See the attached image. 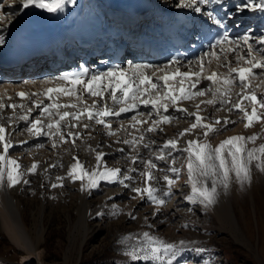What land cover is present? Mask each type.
Wrapping results in <instances>:
<instances>
[{
    "label": "bare ground",
    "instance_id": "bare-ground-1",
    "mask_svg": "<svg viewBox=\"0 0 264 264\" xmlns=\"http://www.w3.org/2000/svg\"><path fill=\"white\" fill-rule=\"evenodd\" d=\"M46 2H51V0H46ZM150 2L155 7L152 11L147 9ZM255 2L259 3L260 0H255ZM240 3H242V0H222V5H226V7L215 3L200 4L198 6L202 8V12L197 13L190 8L178 7V0H75L74 3L72 0H64V5L60 10L49 12L36 6L23 9L19 6L20 0H17L16 4H13L12 0H3L0 4H3L4 8L0 11L7 18L0 21V41H2L0 51L6 48L10 42H13L12 37H17L20 42L24 43L15 53L12 62L15 65L14 67L6 71L8 67L0 61V73H3L0 75V98L3 99L6 105L16 104L19 106L15 110L11 107L0 109V123H3L6 128V139L10 140L14 147L26 144L21 143L23 141L41 144L43 140L48 139L51 151L47 153V155L50 154L49 156L45 154L46 157L43 160L47 159L50 162L41 164L40 169H43L45 177L50 175L52 179L54 178L52 174L58 172L60 168L69 169L71 164L76 162L72 158H78L85 168L80 155L95 158L97 151L105 154L98 170H103L106 167V160L116 159L114 168L121 169V174L127 176L140 174L145 171L144 161L157 159L160 150L163 148V145L161 148H157V145L160 144L161 146L160 140L166 142L169 139L178 138L179 141L194 139L202 141L204 137L201 129H196L183 137H179L181 131L189 128L195 122V118L187 116L183 111H177L175 107L169 108L168 112L164 113L172 117L170 123L162 124L157 131L144 133L143 144H148L149 147L147 148L143 147V144L135 146L124 144L123 140L140 136V132L132 127L131 118L137 115L138 112H142L144 116L141 119H148V113L152 112L151 106L139 105L137 109L131 112L107 117L106 120L111 123V131L115 133L114 135H109V130L104 125L96 124L94 120H88L86 117L81 119L77 127L71 129L79 135L66 137V141H60L59 138L47 135L33 136L27 131V128L30 127L31 120L39 118L47 122V116L42 115L41 109L35 105L39 101H44L45 104L53 102L43 95L46 88L57 86L53 78L78 73L85 69L88 71V76H91L93 73L106 71L112 67L119 66L126 69L130 63L164 66L173 60L179 62L172 66L173 69L180 67L182 71H187L189 68L196 70V59L204 52L211 51L210 45L205 41V34L220 27L214 23V19L209 18V13L215 19H222L225 25L224 29L233 39L242 36L251 29L253 36L251 42L255 48L259 49L262 46L255 43V38L264 34V12L249 8L241 13H236L235 6ZM229 12L234 14L231 18L227 16ZM142 24L146 26L144 30ZM147 40L160 44L162 50L168 44H172L184 51L185 55L179 58L169 56L163 59L158 55L149 54L143 47L144 41ZM181 40H184L185 43L178 44ZM32 42L43 43L44 45L25 51V47ZM116 47H119L122 52L119 58L116 55ZM173 50L169 49L168 51L171 53ZM165 52L167 51H162V53ZM230 59L234 58L230 57ZM233 66H235V63H233ZM213 67H215V64H213ZM148 71L150 72L151 69ZM219 71L225 72L226 68L221 67ZM21 72L26 74L23 79L19 77ZM86 78L84 77V79ZM64 84L65 87L70 86L68 82H64ZM209 84L208 81L202 82L204 87H208ZM257 85L259 86L257 87ZM251 86L255 88L258 98L264 97V83L259 79H254ZM197 87L201 86L198 85ZM19 92L29 94L31 98L29 96L22 98L17 95ZM239 92V86L233 89L231 95L233 102L238 100L237 93ZM37 93H40V95H32ZM52 95L53 99L62 105L76 102L74 97ZM210 98V95H206L179 102L181 107L193 113L198 111L196 106L199 104V114L206 117L207 122L214 123L216 119L221 120V124L217 126L219 130L209 134L208 142L212 138H220L223 141L235 135L247 137L253 134H264V123H254L251 127L246 128V120L242 118L243 114L239 110L229 111V105L219 102L215 105L200 103L201 100ZM84 99L88 104H91L94 98L85 94ZM105 99L107 104L112 106L113 102L107 95ZM243 103L247 104V101H243ZM100 106H103V104L101 103ZM29 109H31L30 113L28 112ZM67 110L72 111L73 109ZM248 110L251 111L250 106ZM25 115H28V120L21 119ZM9 117L12 118L11 121H9ZM225 117L235 121V124L239 123L240 128H235V130L233 124L225 126L223 124ZM57 118L53 117V119ZM151 119L155 120L158 117L153 113ZM149 123H151V120H149ZM84 124H88L89 127L84 128ZM147 126V124L137 125V128H146ZM63 131L67 133L68 128L64 127ZM15 132L24 133L29 138L21 141L15 139L17 140L15 141L12 139ZM54 139L56 140L55 147H53ZM13 148L9 150L8 155H10ZM42 150L44 152L45 149ZM166 150L163 149V153L167 157L170 149L167 152ZM0 151H2V145H0ZM171 152L176 153L178 151ZM29 155L33 159L29 160L28 163L30 164L26 167L22 166L21 156H10L21 164L20 170L26 173V169L33 162L38 161L39 157L36 159L35 155H31V153ZM60 155L63 159H61V163H58L57 158ZM133 156L137 157L135 161L132 159ZM52 165L54 167H50ZM133 169L135 170L133 171ZM254 170L257 169L253 167L252 174ZM28 177L26 174L24 175V179L29 180L30 184L32 174ZM103 182L111 184L107 181ZM237 184L233 182L227 192L220 189L217 202L213 205L218 206V209L216 207L215 210L219 215L220 211L223 210L224 213H228L233 225L241 231L234 211L231 193L234 190L233 196L240 201V194L236 188ZM27 185L20 183L9 188L5 183L4 186L0 187V229L14 243L22 247L25 252L23 258L40 255L41 251L38 252V250L41 248L46 234L44 206L39 212L33 214L35 221L33 232L28 228L22 203L16 195L17 192H20V189H25ZM247 185L252 186V181ZM99 187L90 191H81L82 204L86 210L89 211L91 207L87 202L88 196ZM166 191L167 187L160 188L156 195L167 199L168 197L164 195ZM241 213L245 217L246 209L241 207ZM87 216H90V211ZM83 225V230L86 232L87 222L85 221ZM85 239L84 237L83 245Z\"/></svg>",
    "mask_w": 264,
    "mask_h": 264
},
{
    "label": "snow or ice",
    "instance_id": "snow-or-ice-1",
    "mask_svg": "<svg viewBox=\"0 0 264 264\" xmlns=\"http://www.w3.org/2000/svg\"><path fill=\"white\" fill-rule=\"evenodd\" d=\"M72 2L74 3L75 0H72ZM12 3L16 4L17 0H12ZM208 3L222 5V0H178L177 6L190 8L200 13L202 8L198 5ZM63 5L64 0H51V2H46V0H20L19 6L23 9L36 6L49 12H57ZM222 6L226 7V5ZM235 7L236 13H241L249 8L264 12V0H260L259 3H256L255 0H242V3L237 4ZM2 8H4V5L0 4V9ZM208 15L210 19H214L216 25L225 28L222 19L213 18L211 13ZM233 15L231 12L227 13L228 18ZM6 18L5 14L0 11V21ZM252 40L251 29L234 39L225 31L216 39L215 43L210 44L211 51L204 52L196 59V70L189 68L187 71H182L180 67L173 69L172 66L179 63L173 60L164 66L130 63L126 69L117 66L108 68L106 71L93 73L91 76H88V71L85 69L78 73L53 78L57 86L48 87L43 92V95L53 102L45 104L44 101H39L35 105L41 109L42 115L47 116V122L39 118L31 120L27 131L33 136L47 135L59 138L60 141H66V137L79 135L71 129L77 127L81 119L86 117L88 120H94L96 124L104 125L109 130L108 134L114 135L115 133L111 131V123L106 120L107 117L131 112L137 109L139 105L151 106L152 112L148 113V119H141L144 116L142 112H138L137 115L131 118L132 127L140 132V136L125 139L123 143L135 146L143 144L145 132L157 131L162 124L170 123L172 117L164 113H167L169 108L175 107L177 111H183L187 116L195 118V122L189 128L181 131L179 137H183L196 129H201L204 139L202 141L200 139L188 140L183 148L179 147L178 138L169 139L163 145L157 159H166L163 149H170L169 155L171 151L187 153L188 180L186 184L190 185L191 192L184 198L192 204L198 203L207 208L217 202L220 189L227 192L233 182L238 183L241 188L245 184H250L253 167L264 173V143H260L258 146L255 145L258 139L257 134L247 137L235 135L224 139L213 147L207 138L210 133L219 130L217 126L221 124V120L216 119L214 123L207 122V118L199 114V104L196 106L198 111L193 113L181 107L179 102L210 95V99L201 100L200 103L215 105L219 102L229 105V111L239 110L243 114L242 118L246 120V128L251 127L254 123H264V97L258 98L255 88L251 86L254 79H259L264 83V34L255 38V43L262 46L259 49L253 46ZM230 57L234 59H230ZM233 63H235V66H233ZM213 64H215V67H213ZM221 67L226 68V71L220 72ZM149 69H151L150 72ZM84 77L87 78L84 79ZM203 81L210 82L209 86L204 87L202 85ZM64 82H68L70 86L65 87ZM198 85L201 87L198 88ZM237 86L240 88V92L237 93L239 98L233 102L231 95L233 89ZM52 94H56L57 97L59 95L74 97L76 102L62 105L53 99ZM85 94L94 98L91 104H88L84 99ZM17 95L22 98L29 96L24 92H19ZM32 95H40V93ZM106 95L113 102L112 106L107 104ZM29 98L31 97L29 96ZM243 101H247V104H244ZM101 103L103 106H100ZM249 106L251 111L248 110ZM5 107H11L15 110L19 106L16 104L6 105L3 99L0 98V109ZM67 109L73 110L69 111ZM28 112L30 113L31 109ZM153 113L158 119H151ZM53 117L58 118L53 119ZM28 118V115L21 117L24 120H28ZM11 119L9 117V121ZM149 120H151V123H149ZM234 123L235 121H231L227 117L223 119L225 126ZM145 124L148 125L146 128H137V125L143 126ZM64 127L68 128L67 133L63 131ZM83 127L88 128L89 125L84 124ZM73 142L75 141L73 140ZM21 143H27V141ZM249 143L253 146L248 147ZM0 145H2V151H0V187L4 186L5 183L9 188L20 183L29 184V180L24 179L25 172L20 170L21 164L8 155L9 150L14 145L6 139V128L3 123H0ZM55 146L56 140L54 139L53 147ZM143 147L147 148L149 145L143 144ZM104 155L102 152H96L97 167L91 171L85 169L78 158H74L76 162L71 164L67 178L72 181L80 180L81 191H90L99 187L100 181L123 184L124 180L120 176L121 169L105 167L103 170H98ZM132 159L135 161L137 157L133 156ZM171 163L175 165L176 160L173 158ZM144 165L145 171L140 173L144 180V186L133 187L132 191L137 193L142 200L147 198L155 204L157 206L156 212H159L166 205V199L156 195L159 189L154 188L151 184V181L157 179L152 171L157 166L151 159L144 161ZM37 167L38 162H33L26 169V172L33 174L37 171ZM50 167H54V165ZM169 171L175 176V179L169 175L163 176V180L167 185V191L164 195L167 197L172 195V187L179 179L181 168L173 166ZM124 178L132 179L126 174ZM64 179L65 177L58 176L56 178L57 183H53L51 187H63ZM125 186L127 187V185ZM189 211L191 212L192 209H189ZM103 214V212H97L96 215L102 216ZM112 214L116 215L118 213L113 212ZM128 215L133 220L136 219L132 212H129ZM184 227H189V224L186 223ZM132 239V235L129 234L117 241L118 244L124 245L121 249L124 256L130 262L150 261L152 264H181L178 257L186 247L195 243L194 241L186 242L184 240L178 243L169 242L147 231L137 238V243H130ZM193 250L199 253L207 251L203 247H196Z\"/></svg>",
    "mask_w": 264,
    "mask_h": 264
},
{
    "label": "rangeland",
    "instance_id": "rangeland-1",
    "mask_svg": "<svg viewBox=\"0 0 264 264\" xmlns=\"http://www.w3.org/2000/svg\"><path fill=\"white\" fill-rule=\"evenodd\" d=\"M1 2L3 0H0ZM142 29H145L143 24ZM43 45V43L32 42L25 47V51ZM11 68L8 67L6 71ZM24 76L26 74L23 72L19 73L20 79ZM233 126L234 129L240 128L239 123H234ZM28 138L20 132H15L12 136L13 140L19 141ZM160 141L161 146L159 144L157 148L165 144L164 140ZM221 141L220 138H212L209 143L215 147ZM186 142L179 141V147H185ZM260 143H264V134L258 135L255 145L258 146ZM248 146L253 145L249 143ZM42 149H45L46 153ZM49 151L51 147L46 139L41 144L31 142L17 145L10 153L16 157L21 156L24 167L30 164L29 160L33 159L29 153L35 155L36 159L39 156L38 161L35 162L40 163H38L37 171L32 174L30 184L25 189H20L16 195L22 203L28 228L32 232L35 223L33 214L39 212L44 206L46 234L38 250V252L41 251L40 255L23 258L25 252L22 247L14 243L0 229V264H152L150 261L130 262L121 250L124 245L117 243L129 234L133 237L130 243H137V238L146 231L169 242L194 241L195 243L186 247L178 257L181 264L185 262L187 264H209V262L210 264H264V173L254 170L252 186L245 184L241 188L237 184L240 201L233 196L234 190L231 192L241 231L233 225L228 213H224L223 210L219 215L216 212L217 205L205 208L198 203L192 204L184 198L190 194L191 187L186 184L188 180L187 153L182 151L171 152L166 160L161 162L159 159L153 161L157 167L152 171L157 179L151 181V184L156 189L167 187L163 180L164 175H172L171 177L175 179L169 171L171 167L181 168L179 179L172 187V195L166 199V205L159 212H156L155 204L149 202L147 198L142 200L132 191L133 187L144 186L140 174L131 175L132 179L129 180L125 179L122 173L120 176L124 180L123 184L119 182L108 184L100 181V184L104 185H100L87 198L91 206L90 216H87L89 211L82 204L81 181H72L67 178L68 168L67 170L60 168L58 172L53 173V179L50 175L46 176V179L43 169H40L41 164L50 162L47 159L43 160ZM60 156L58 160L55 159L58 163H61L63 159L62 156L59 158ZM80 158L85 164V169L91 171L97 167L96 158L82 155ZM173 158L176 160L175 165L171 163ZM115 164L116 159L105 161L106 168H114ZM25 174L27 177L31 176L27 172ZM58 176L65 177L63 187L52 188L51 185L57 183ZM241 207L246 209L247 217L242 216ZM189 209L192 211L190 212ZM97 212L104 214L97 216ZM113 212L118 214L113 215ZM129 212H132L136 219L133 220L128 215ZM85 221L88 225L86 232L83 230ZM186 223L189 227H184ZM84 237L86 239L83 245ZM196 247H203L207 251L196 252L193 250Z\"/></svg>",
    "mask_w": 264,
    "mask_h": 264
}]
</instances>
